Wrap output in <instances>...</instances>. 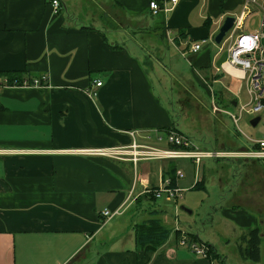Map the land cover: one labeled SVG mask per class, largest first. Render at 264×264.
I'll use <instances>...</instances> for the list:
<instances>
[{
  "label": "crops",
  "instance_id": "crops-1",
  "mask_svg": "<svg viewBox=\"0 0 264 264\" xmlns=\"http://www.w3.org/2000/svg\"><path fill=\"white\" fill-rule=\"evenodd\" d=\"M50 1L0 0V72H20L43 84H0V149L6 151L0 155V264H264L259 172L257 185L236 195L235 205L214 203L212 215L208 211L202 218L201 230L218 225L216 239L185 230L219 259L179 246L176 225L156 250L144 251L135 245L133 225L149 216L136 221L125 215L136 197L147 201L149 190L167 178L161 173L151 185L144 165L151 159L133 162L130 154L112 158L81 151L128 147L133 141L170 147L162 132L179 130L153 89L138 34H160L165 58L171 46L189 59L196 80L197 70H204L216 81L222 71L211 74L212 49L219 44L211 37L243 0H179L158 15L151 14L149 0H59L56 14ZM104 12L114 25L105 24ZM146 34L144 40H152ZM202 39L201 49L191 52ZM148 45L158 49L152 41ZM146 57L153 60L149 51ZM106 209L120 213L104 219ZM252 228L260 230L256 262L238 252ZM230 244L236 246L233 258Z\"/></svg>",
  "mask_w": 264,
  "mask_h": 264
},
{
  "label": "rangeland",
  "instance_id": "rangeland-1",
  "mask_svg": "<svg viewBox=\"0 0 264 264\" xmlns=\"http://www.w3.org/2000/svg\"><path fill=\"white\" fill-rule=\"evenodd\" d=\"M102 6L104 10L109 8L108 4L103 3ZM94 7L97 6L89 4L90 10H93ZM95 11L98 14L101 12L99 8H96ZM105 14V12L101 14L105 24L114 25L115 23L111 19L102 16ZM258 16L259 12H255L246 22L245 29L252 31L257 26ZM121 24L125 25L123 20ZM145 34L143 32L138 34L139 51H143L142 58L149 69L153 89L166 105L170 112L171 121L179 132L181 131L188 136L190 141L200 150L238 151L250 148L251 139H258L261 136L264 130L262 124L258 122L256 126H252L250 120L254 115L246 112H242L236 124L229 115L230 112L239 116L240 107L249 101L245 80L234 78V76L232 77L222 71L219 77L215 79L216 81H211L206 78L204 70H197L196 80L192 74L189 59L183 58L171 46L169 54L165 58L164 50L161 47L163 44L161 35L149 36L146 34V37H151L152 40L145 41ZM149 40L158 47L157 50H153L148 45L151 42ZM214 47L212 49L214 56L211 74H216L215 70L221 68L227 56L226 43L221 44V50L216 45ZM145 51L151 52L153 60L146 57L147 52ZM234 99L237 100V105L231 103ZM215 105L221 108L220 112H213ZM161 135L166 142V134L162 132ZM192 161L189 158L146 161L144 165L146 172L150 175L151 185L156 186L158 175L168 170L167 167L173 166L175 170L182 171L183 177H176L174 180V185L177 183L178 189L182 190L179 192L181 196L173 202L165 201L164 197L156 199L154 203L147 202L148 200L142 201L141 206L134 205L127 211L130 213L125 215L127 216L125 219L127 220L133 214L136 221H140L138 219L148 216L150 210L156 209L159 204H163L164 211L160 212L159 215L162 221L164 216L168 218L164 219L167 220V227L176 225L183 231L194 233L199 230V233L202 231V239L210 235L216 239L215 233L220 232L218 225L213 224V228H211L208 224L205 230H201L200 227L202 218H204L203 222L207 219L205 214L210 211V216L212 215L211 206L213 208L218 207L214 203L228 208L235 205L236 200L234 198L236 195L241 194L243 190H248L246 188L249 186L255 187L257 185V182L254 181L255 172H259L258 182L262 185L259 191H264L263 160H251L242 157H206L202 158L198 165ZM172 174L170 172L165 173L166 177H171ZM197 178L200 184L196 187ZM203 182L205 187L201 186ZM260 199L263 201L260 217L264 220V193ZM181 206L189 209L191 213L181 209ZM217 218H219L218 214ZM262 227L264 232V224ZM228 250L232 258L237 254L235 244H230Z\"/></svg>",
  "mask_w": 264,
  "mask_h": 264
},
{
  "label": "built area",
  "instance_id": "built-area-1",
  "mask_svg": "<svg viewBox=\"0 0 264 264\" xmlns=\"http://www.w3.org/2000/svg\"><path fill=\"white\" fill-rule=\"evenodd\" d=\"M179 0H149L148 6L152 15L167 13L173 10ZM243 5L237 14H235L232 27L226 32L218 47L221 50V44H227V57L216 72L223 71L234 78L245 80L249 101L247 104L240 107V115L237 116L229 112L230 118L236 124L242 112L259 116V122L264 129V0H243ZM50 6L53 14L60 10L59 0H51ZM259 12V20L257 26L252 31L245 29V24L250 20L251 16ZM205 39L199 40L190 46L191 52H198ZM3 82V83H2ZM0 84L10 86H42L41 80L38 79H22L21 82L7 83L3 79ZM95 86H100L101 82L96 81ZM91 94H95L92 92ZM250 105V107H248ZM248 107V108H247ZM221 108L215 105L213 112H220ZM170 147L157 148L139 145L133 141L128 147L114 146L108 148L81 150L83 153H91L119 158L123 154H130L132 161L136 162L141 159H174V158H189L193 160L195 165L201 162L202 158L206 157H242L251 160L264 161V130L258 139H251L250 148L238 151H209L198 149L186 136L177 130H170L166 136ZM6 153L0 149V155ZM182 171L176 170V177H182ZM155 198L165 196L166 199L176 200L181 195L180 189L171 187L170 180L162 179L158 187L149 190ZM120 212H111L103 210L101 215L104 219H110ZM180 230L177 237L179 246H185L190 252L199 256H208V247L206 243L190 238L188 232L176 227Z\"/></svg>",
  "mask_w": 264,
  "mask_h": 264
},
{
  "label": "trees",
  "instance_id": "trees-1",
  "mask_svg": "<svg viewBox=\"0 0 264 264\" xmlns=\"http://www.w3.org/2000/svg\"><path fill=\"white\" fill-rule=\"evenodd\" d=\"M23 74L20 72H0V80L6 79L7 83L10 84L14 81L21 82ZM216 78L219 77L215 76ZM2 82V81H1ZM3 83V82H2ZM168 170L165 172L163 171L162 178H165V173H173L171 177H166L170 180V186H174V180L176 178L175 172L176 170L173 166L167 167ZM199 185L198 182L195 183L197 187ZM148 201L147 202H155L157 198L153 195L152 192L147 194ZM141 198L140 196L136 197L134 200L135 205L141 206ZM143 204V203H142ZM148 218L141 220L139 223L133 225L134 230V238H135V245L137 248L142 249L144 251H154L159 245H162L171 233V229L167 227L162 218L159 215V210L152 209L148 212ZM175 235L178 236L180 230H176ZM260 230L259 228H252L247 231L245 236L243 237L244 244L238 247V252L243 259H247L253 262L259 260L260 255ZM190 238L197 239L194 233H189ZM199 241V240H198ZM208 247V254L212 258L219 259V255L212 250V247L206 244Z\"/></svg>",
  "mask_w": 264,
  "mask_h": 264
},
{
  "label": "water",
  "instance_id": "water-1",
  "mask_svg": "<svg viewBox=\"0 0 264 264\" xmlns=\"http://www.w3.org/2000/svg\"><path fill=\"white\" fill-rule=\"evenodd\" d=\"M233 21H234V17L233 16H230V15L229 16H225V18L223 19V22L221 23V25L218 28V31L215 32V34H213L212 37H211V40L215 44H219L221 42V40L223 39V37L226 34V32L229 31V29L232 27ZM258 121H259V116H255L254 118H252L250 120V123H251L252 126H256ZM180 208L184 209L188 213H191V211L189 209L185 208L184 206H181Z\"/></svg>",
  "mask_w": 264,
  "mask_h": 264
}]
</instances>
